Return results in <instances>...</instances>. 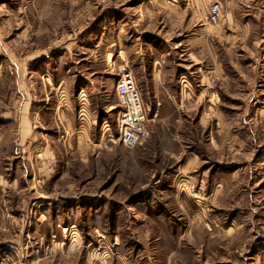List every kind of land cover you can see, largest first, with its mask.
<instances>
[{"label":"rangeland","instance_id":"374dc122","mask_svg":"<svg viewBox=\"0 0 264 264\" xmlns=\"http://www.w3.org/2000/svg\"><path fill=\"white\" fill-rule=\"evenodd\" d=\"M239 2L0 0V264H264V7ZM128 70L131 149L106 140Z\"/></svg>","mask_w":264,"mask_h":264},{"label":"built area","instance_id":"2783aa9c","mask_svg":"<svg viewBox=\"0 0 264 264\" xmlns=\"http://www.w3.org/2000/svg\"><path fill=\"white\" fill-rule=\"evenodd\" d=\"M221 14V5L215 2L208 10L207 20L215 24L220 19ZM114 90L122 110L116 118L115 133H112L108 128L106 140L107 143L120 144L131 149L142 143L149 135L150 119L147 116L132 72L129 70L122 71Z\"/></svg>","mask_w":264,"mask_h":264},{"label":"crops","instance_id":"0c3cea01","mask_svg":"<svg viewBox=\"0 0 264 264\" xmlns=\"http://www.w3.org/2000/svg\"><path fill=\"white\" fill-rule=\"evenodd\" d=\"M202 5H210L211 3L218 2L221 6L224 5L225 7H229L231 4H238L240 3L239 0H198ZM242 1L241 3H248L251 8L259 9L260 7H264V0H240ZM227 15L232 19L234 22V14L232 11H227ZM18 75V73H17ZM24 76V75H23ZM140 92V91H139Z\"/></svg>","mask_w":264,"mask_h":264}]
</instances>
